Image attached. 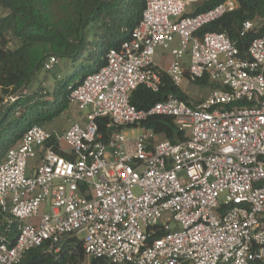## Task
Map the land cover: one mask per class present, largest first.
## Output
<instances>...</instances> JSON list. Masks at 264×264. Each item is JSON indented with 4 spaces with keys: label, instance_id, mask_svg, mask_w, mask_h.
Here are the masks:
<instances>
[{
    "label": "built area",
    "instance_id": "built-area-1",
    "mask_svg": "<svg viewBox=\"0 0 264 264\" xmlns=\"http://www.w3.org/2000/svg\"><path fill=\"white\" fill-rule=\"evenodd\" d=\"M196 1L146 0L128 38L70 91L77 119L60 133L31 125L7 150L0 214L18 225L0 235V264L43 244L57 255L68 236L82 241L78 264H264V29L243 55L225 32L199 33L236 0L186 14ZM252 27L244 20L239 36ZM157 49L170 52L165 68ZM164 76L182 89L203 78L214 87L197 102H130L140 85L158 92ZM152 114L171 116L183 138L143 125Z\"/></svg>",
    "mask_w": 264,
    "mask_h": 264
},
{
    "label": "trees",
    "instance_id": "trees-1",
    "mask_svg": "<svg viewBox=\"0 0 264 264\" xmlns=\"http://www.w3.org/2000/svg\"><path fill=\"white\" fill-rule=\"evenodd\" d=\"M224 0H199L193 3L194 14L207 10ZM146 0H0V162L9 148L16 145L23 133L34 124L43 126L70 106V91L84 77L106 63L108 50L128 38L129 30L139 21ZM235 10L203 26L199 33L225 32L245 55L252 39L264 29V0H236ZM244 20L253 27L240 37L239 28ZM60 64L66 59L64 70L69 69L58 84L45 89L39 82L31 90L36 74L44 70L58 74L56 65L43 68L50 57ZM70 67V68H69ZM62 70V69H61ZM162 87L153 92L138 86L130 95V102L138 109H147L168 94L190 101L181 87L163 77ZM214 87L206 78L194 82ZM30 91L24 94V91ZM10 97H13L10 99ZM157 134L172 142L183 138V132L171 116L152 114L143 122ZM99 130L107 136L109 128L99 122ZM10 221V223H8ZM9 224V225H8ZM18 222L0 214V235H15ZM159 236L158 225L150 227ZM82 241L66 237L61 251L49 253L45 244L29 249L18 264H78L83 258ZM90 264H117L105 257L93 256ZM130 264V263H120ZM250 264H261L253 261Z\"/></svg>",
    "mask_w": 264,
    "mask_h": 264
},
{
    "label": "rangeland",
    "instance_id": "rangeland-1",
    "mask_svg": "<svg viewBox=\"0 0 264 264\" xmlns=\"http://www.w3.org/2000/svg\"><path fill=\"white\" fill-rule=\"evenodd\" d=\"M199 0H197L198 2ZM194 5V4H193ZM193 5H190L187 9L186 12H191ZM1 13V10H0ZM177 45V39L172 43V46H176ZM164 55H162L161 52L156 51V54L154 56L155 61L160 63V64H165L168 61V56L167 53H169V50H165L163 51ZM67 60L66 59H62L60 64L56 65V68L58 69V74H56V76L53 78L52 77V71H44L41 70L39 71L35 78L33 79L34 81L32 82L31 85V90L35 89L37 87V84L40 82L43 87L45 89H49L52 86V81L54 80V82L56 81V84H58V82L61 81V79L65 76V74L68 72V68L64 70V65H66ZM167 65V64H166ZM164 65V66H166ZM70 68V67H69ZM62 69V70H61ZM183 90L184 92L189 96V100L193 101V102H197L201 99H203L211 90L212 87H208V86H200L198 84H187L185 83L183 86ZM30 90V91H31ZM30 91H24V94H28L30 93ZM76 112V107L74 104H70V106L68 107V109L66 111H64L63 113H61L60 115H58L56 118H54L53 120L45 123L42 127L45 128L46 130H55L57 132H62L69 124H71L74 121V113ZM28 165L32 164L34 161L33 159H29L27 161ZM28 173V171H27Z\"/></svg>",
    "mask_w": 264,
    "mask_h": 264
},
{
    "label": "crops",
    "instance_id": "crops-1",
    "mask_svg": "<svg viewBox=\"0 0 264 264\" xmlns=\"http://www.w3.org/2000/svg\"><path fill=\"white\" fill-rule=\"evenodd\" d=\"M171 47H175V46H172V44H171ZM156 51H159V52H161L162 53V55H164V53H163V51H165V50H162V49H157ZM170 53V52H169ZM169 53H167V55L166 56H168V61L165 63V64H160V63H158V62H156L155 61V58H154V61H155V64L157 65V66H159L160 68H165L167 65L166 64H168V62L170 61V55H169ZM156 54V53H155ZM185 59H186V57H185ZM164 65H166V66H164ZM72 104V103H71ZM76 107V106H75ZM68 109V108H67ZM66 109V110H67ZM80 114V112L78 111V109H77V107H76V112L74 113V120H76L77 119V117H78V115ZM70 125V124H69ZM68 125V126H69ZM67 126V127H68ZM66 127V128H67ZM65 128V129H66ZM49 131H52V130H49ZM34 161V160H33Z\"/></svg>",
    "mask_w": 264,
    "mask_h": 264
}]
</instances>
